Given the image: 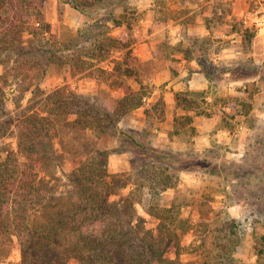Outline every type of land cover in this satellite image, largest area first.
<instances>
[{"label":"rangeland","instance_id":"rangeland-1","mask_svg":"<svg viewBox=\"0 0 264 264\" xmlns=\"http://www.w3.org/2000/svg\"><path fill=\"white\" fill-rule=\"evenodd\" d=\"M252 6L251 0H102L79 11L48 0L39 18L28 10L34 26H48L49 46L31 50L46 72L34 91L20 92L0 77L6 114L75 95L83 102L64 109L53 141L61 156L58 190L73 160L104 149L114 191L131 196L146 229H170L167 258L264 264V38L256 40L243 24ZM201 25L234 37L189 36ZM225 48L234 55L220 59ZM191 59L208 76L206 87L191 83ZM127 91L146 100L121 115ZM84 103L94 116H112L105 135L72 126L78 115L69 112H87ZM14 142L13 135L1 140L0 156ZM5 249L0 264L21 262L15 237Z\"/></svg>","mask_w":264,"mask_h":264},{"label":"trees","instance_id":"trees-1","mask_svg":"<svg viewBox=\"0 0 264 264\" xmlns=\"http://www.w3.org/2000/svg\"><path fill=\"white\" fill-rule=\"evenodd\" d=\"M65 1L81 11L84 5L102 0H81L85 2L81 6L77 0ZM47 4L48 0H0V65L4 71L0 77L3 84L12 86L9 83L13 82L20 92L34 91L36 77L46 72L42 62L32 58L31 50L42 52L41 48L49 46L44 41L48 26L43 21L34 26L28 14L33 10L39 18L38 10ZM69 98L55 96L49 103L46 97L37 109L11 115L6 114L7 93L0 86V141L15 137L14 147L5 148L0 156V262L15 237L21 248L19 264H179L166 257L174 243L170 229L165 225V231L146 229L131 196L114 191L106 150L73 160L71 172L61 181L64 190H58L60 177L55 170L61 156L53 141L59 136L64 109L83 102L75 95ZM144 99L138 92L127 91L119 103L120 114L141 106ZM84 105V117L89 119L70 111L78 115L72 126L105 135L113 122L110 113L94 116L88 104Z\"/></svg>","mask_w":264,"mask_h":264},{"label":"crops","instance_id":"crops-1","mask_svg":"<svg viewBox=\"0 0 264 264\" xmlns=\"http://www.w3.org/2000/svg\"><path fill=\"white\" fill-rule=\"evenodd\" d=\"M251 2H252V0H251ZM247 12L248 11H246L245 14ZM198 29H200V30H197V28H194V26L192 28H190L189 31H188L189 36H191L192 38L199 36L202 39H204V38H211V40L214 39V38H218V37H221V38L222 37H225V38L234 37V34L232 35L231 33H226L223 30H219V29H214V30L206 29V28L202 27V25ZM256 33H257L256 38H255L256 40L257 39H260L261 37L264 38V28L260 29ZM256 40L253 42V47L257 44V41ZM172 41H174V40H171V42ZM231 42H233V39H232ZM234 52L235 51L233 49H231V48H225V49H223L221 51V54H218V55H219V58L220 59L223 56H226L228 58H231L234 55L233 54ZM218 62H220V61H217L216 65H218ZM196 64H197L196 59H191L190 60V67L192 69H194V72H193L192 77H191V83L192 84H195V85L200 84L202 87H206L207 84H208V81H209L208 76H206L203 72L198 71L197 70V67L198 66H196Z\"/></svg>","mask_w":264,"mask_h":264},{"label":"built area","instance_id":"built-area-1","mask_svg":"<svg viewBox=\"0 0 264 264\" xmlns=\"http://www.w3.org/2000/svg\"><path fill=\"white\" fill-rule=\"evenodd\" d=\"M252 3V9L243 16V24L245 28L257 32L264 28V0H252Z\"/></svg>","mask_w":264,"mask_h":264}]
</instances>
